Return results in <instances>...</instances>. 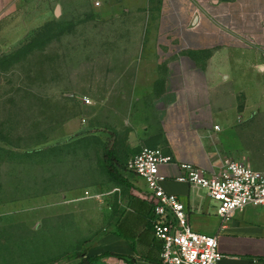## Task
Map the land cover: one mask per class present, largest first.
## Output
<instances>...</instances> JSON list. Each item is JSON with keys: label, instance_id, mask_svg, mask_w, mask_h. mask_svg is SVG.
I'll list each match as a JSON object with an SVG mask.
<instances>
[{"label": "rangeland", "instance_id": "rangeland-1", "mask_svg": "<svg viewBox=\"0 0 264 264\" xmlns=\"http://www.w3.org/2000/svg\"><path fill=\"white\" fill-rule=\"evenodd\" d=\"M44 1L18 0L14 16L36 26L0 53V264H78L83 255L110 252L105 238L126 195L106 155L114 150L128 181L142 149L129 148V117L140 115L125 107L122 86L111 91L107 80L122 75L121 46L135 39L123 34L156 29L164 0H144L151 19L74 16L66 1L47 14ZM155 59L147 53L146 66ZM96 264L129 263L107 257Z\"/></svg>", "mask_w": 264, "mask_h": 264}, {"label": "crops", "instance_id": "crops-1", "mask_svg": "<svg viewBox=\"0 0 264 264\" xmlns=\"http://www.w3.org/2000/svg\"><path fill=\"white\" fill-rule=\"evenodd\" d=\"M57 1H66L74 16L152 15L144 0H46L47 14ZM17 3L0 0V53L36 26L14 16ZM163 12L156 29L144 25L123 34L135 39L121 46L122 75L107 80L111 91L122 86L125 107L140 115L129 117V148H160L171 158L161 168L163 188L185 203L194 231L219 235L220 264H264V206H249L223 223L205 191L177 181L185 163L222 170L226 160L246 161L264 171V0H164ZM151 36L156 40L148 44ZM152 51L155 66H146ZM147 69L155 72L147 76ZM128 179L131 187L119 188L126 197L106 247L134 264H161L148 185Z\"/></svg>", "mask_w": 264, "mask_h": 264}, {"label": "built area", "instance_id": "built-area-1", "mask_svg": "<svg viewBox=\"0 0 264 264\" xmlns=\"http://www.w3.org/2000/svg\"><path fill=\"white\" fill-rule=\"evenodd\" d=\"M169 163L171 158L162 149L143 146L128 166L148 185L153 203L150 222L162 242L161 264H220L224 256L219 249V235L194 231L185 203L164 190L166 177L161 168ZM181 170L177 181L205 191L223 223L249 206H264V171L255 170L246 161L226 160L222 170L185 163Z\"/></svg>", "mask_w": 264, "mask_h": 264}, {"label": "trees", "instance_id": "trees-1", "mask_svg": "<svg viewBox=\"0 0 264 264\" xmlns=\"http://www.w3.org/2000/svg\"><path fill=\"white\" fill-rule=\"evenodd\" d=\"M106 156H107V159L110 163V165L108 167L110 174L112 176H114V178H116L118 180V182L123 183V184L131 187L129 182L126 179H124L120 174H118L116 166H115L116 158H115L113 151H108ZM107 257H116V258H119L121 260L127 261V263H129V264H133V261L131 260V258L126 257L124 255L116 254V253L114 254L113 252H105V253L97 255V256L83 255L79 258L80 262L78 264H96L100 260L107 258Z\"/></svg>", "mask_w": 264, "mask_h": 264}]
</instances>
